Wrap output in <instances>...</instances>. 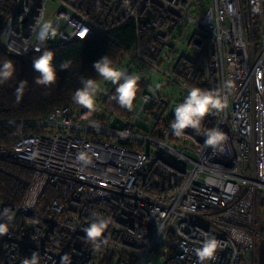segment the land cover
Instances as JSON below:
<instances>
[{
    "label": "built area",
    "instance_id": "1",
    "mask_svg": "<svg viewBox=\"0 0 264 264\" xmlns=\"http://www.w3.org/2000/svg\"><path fill=\"white\" fill-rule=\"evenodd\" d=\"M49 2L58 23L51 44L135 24L117 65L141 77L139 93L131 110H115L109 81L91 112L74 101L55 106L22 121L41 130L0 144V158L32 170L19 178L18 204L0 199V222L10 224L0 264H22L34 251L40 264H62L65 254L71 264H197L208 235L223 245L209 264H253L264 204V0H0V49L38 51L33 26ZM157 73L162 85L177 83L180 102L193 85L226 97L205 119L226 133L222 148H205L192 129L172 134L169 97L150 89ZM114 116L122 128L110 126ZM48 186L56 196L41 205ZM94 211L111 219L96 244L83 231Z\"/></svg>",
    "mask_w": 264,
    "mask_h": 264
},
{
    "label": "trees",
    "instance_id": "2",
    "mask_svg": "<svg viewBox=\"0 0 264 264\" xmlns=\"http://www.w3.org/2000/svg\"><path fill=\"white\" fill-rule=\"evenodd\" d=\"M136 27L133 22L96 34L85 39H75L68 43L41 44L38 51L24 57L11 55L0 49V60L12 59L16 65V75L0 84V144L12 145L23 134H32L38 129L34 125H22V121L46 116L55 106L71 103L72 95L81 87L83 78L100 80L93 68V62L107 54L117 64L124 53L130 51L135 40ZM45 48L55 51V64L58 79L51 86L35 83L38 73L32 67L33 59ZM61 64L67 67L60 69ZM21 82L23 86L21 87ZM114 109L122 111L120 105ZM32 170L18 162L0 158V199L11 204H18L24 195L20 177L30 178ZM56 194L50 186L41 198V205H46ZM261 233L264 230L260 229Z\"/></svg>",
    "mask_w": 264,
    "mask_h": 264
},
{
    "label": "clouds",
    "instance_id": "3",
    "mask_svg": "<svg viewBox=\"0 0 264 264\" xmlns=\"http://www.w3.org/2000/svg\"><path fill=\"white\" fill-rule=\"evenodd\" d=\"M258 10V9H257ZM58 23H54L52 19H46L43 13L38 17L33 26V34L35 39L44 44L50 39L57 36ZM55 51L51 48H45L40 55L36 56L32 61V67L38 75L35 77V83L43 86H51L58 79V70L55 64ZM66 64H61L60 69L66 68ZM93 68L101 78H83L81 87L75 90L72 100L90 112L94 110L96 98L101 90V82H112L116 86L115 99L117 103L131 110L134 101L139 93V81L141 77L137 73H129L126 69L119 67L113 59L107 54L101 56L93 62ZM16 75V65L12 59L0 60V84L12 80ZM23 82H21V87ZM225 88L230 87L226 81ZM147 102L148 97H144ZM227 106L226 97L219 91L203 89L199 86H191L187 95L184 96L182 102L176 103L173 108V119L169 122L174 136L180 137L188 135L186 129H192L197 135L203 137V145L205 148L212 147L214 150L222 148L227 140L226 133L220 127H207L205 119L210 115H216L222 112ZM78 159L87 162L84 153L78 155ZM24 207H31L25 203ZM6 213L0 212V215ZM91 222L83 228L85 239L92 243H98V238L108 229L111 219L101 213L93 212ZM7 219L10 221L12 217L9 215ZM10 230V224L0 222V235L7 234ZM232 235L235 239L240 240L242 234H238L233 230ZM223 247L222 242L213 235L205 236L201 245L195 249L197 264H209L216 258L218 250ZM62 264H71L70 258L65 254L62 258ZM22 264H40V257L37 252H32L22 261Z\"/></svg>",
    "mask_w": 264,
    "mask_h": 264
},
{
    "label": "rangeland",
    "instance_id": "4",
    "mask_svg": "<svg viewBox=\"0 0 264 264\" xmlns=\"http://www.w3.org/2000/svg\"><path fill=\"white\" fill-rule=\"evenodd\" d=\"M55 9H56V6L54 5V3L49 2L47 4L44 17L46 19H51ZM178 32L176 33L177 34L175 36L176 38L178 37ZM189 35H190V31L186 32L184 34V37L181 38V42L178 46V51L183 50L184 45L186 44ZM162 80H165V76L163 74L157 73L156 75H154L152 79V86L150 87V89L169 97V101H170L169 113H170L171 108L172 107L174 108V105L180 102V100L182 99V96H181L180 89L177 83H171L169 85H162L161 83ZM107 83L109 82H103V81L101 82V90H100L101 92H103V90L106 88ZM99 94L100 92L98 93V95ZM113 94L114 93L110 95L112 97V100H114V97H115V96L113 97ZM144 127L147 128L148 126L146 125ZM259 211H260V214L258 215L257 226H256L257 235H256V246H255V255H254L253 264H264V236H263V232L261 233V231H259L260 229L264 230V204L259 207ZM155 264H160V263H155Z\"/></svg>",
    "mask_w": 264,
    "mask_h": 264
},
{
    "label": "water",
    "instance_id": "5",
    "mask_svg": "<svg viewBox=\"0 0 264 264\" xmlns=\"http://www.w3.org/2000/svg\"><path fill=\"white\" fill-rule=\"evenodd\" d=\"M123 125H124V122L117 116H114L110 123V126L112 128H122Z\"/></svg>",
    "mask_w": 264,
    "mask_h": 264
}]
</instances>
